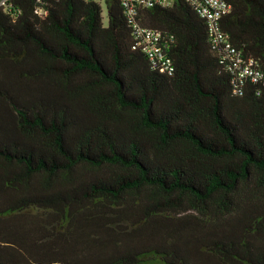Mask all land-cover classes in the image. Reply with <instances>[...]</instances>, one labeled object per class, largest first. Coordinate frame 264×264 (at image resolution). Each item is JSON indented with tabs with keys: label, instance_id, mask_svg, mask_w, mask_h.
<instances>
[{
	"label": "trees",
	"instance_id": "obj_1",
	"mask_svg": "<svg viewBox=\"0 0 264 264\" xmlns=\"http://www.w3.org/2000/svg\"><path fill=\"white\" fill-rule=\"evenodd\" d=\"M105 1L0 4V264H264V0L221 20L256 81L186 0L137 15L171 73Z\"/></svg>",
	"mask_w": 264,
	"mask_h": 264
},
{
	"label": "built area",
	"instance_id": "obj_2",
	"mask_svg": "<svg viewBox=\"0 0 264 264\" xmlns=\"http://www.w3.org/2000/svg\"><path fill=\"white\" fill-rule=\"evenodd\" d=\"M2 0L0 4H4ZM195 7L198 14L205 18L212 46L223 53L227 68L240 78H251L256 81L263 76L258 63L253 57H247L237 49L222 30V17L227 14L231 5L225 0H186ZM173 0H121L126 15L132 26L136 45L147 55L152 65L161 71L171 73L174 69L172 59L163 42V33L159 29L143 25L137 18L140 8L155 5L169 6Z\"/></svg>",
	"mask_w": 264,
	"mask_h": 264
},
{
	"label": "rangeland",
	"instance_id": "obj_3",
	"mask_svg": "<svg viewBox=\"0 0 264 264\" xmlns=\"http://www.w3.org/2000/svg\"><path fill=\"white\" fill-rule=\"evenodd\" d=\"M97 2H99L102 6L103 9V18H104V22L107 23V5H106V1L105 0H95Z\"/></svg>",
	"mask_w": 264,
	"mask_h": 264
}]
</instances>
